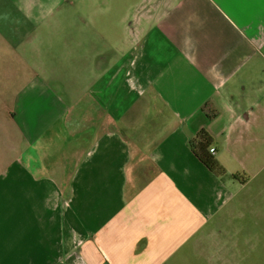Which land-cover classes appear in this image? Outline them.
<instances>
[{
    "label": "crops",
    "instance_id": "obj_1",
    "mask_svg": "<svg viewBox=\"0 0 264 264\" xmlns=\"http://www.w3.org/2000/svg\"><path fill=\"white\" fill-rule=\"evenodd\" d=\"M169 5L142 34L129 33L114 53L98 56L95 71L110 77L99 79L93 97L68 108L38 141L37 147L57 145L44 171L31 170L41 166L39 157L24 158L20 145L13 166L0 169V264L223 261L215 250L220 232L211 225L231 198L253 190L264 169V148L253 146L264 98L253 97V82L241 77L257 53L239 33L214 31L198 0ZM207 109L219 117L202 125L228 173L222 179L192 153L193 136L178 124L183 120L197 133ZM140 114L149 129L138 142Z\"/></svg>",
    "mask_w": 264,
    "mask_h": 264
},
{
    "label": "rangeland",
    "instance_id": "obj_2",
    "mask_svg": "<svg viewBox=\"0 0 264 264\" xmlns=\"http://www.w3.org/2000/svg\"><path fill=\"white\" fill-rule=\"evenodd\" d=\"M154 1L0 0V169L13 166L20 155L22 134L17 112L22 90L31 82L60 84L70 108L68 112L76 110L82 98L93 97L99 79L110 77L109 71L104 74L95 71L98 56L114 53L112 50L123 46L129 33L134 34L137 30L142 34L150 27L153 10L149 6ZM178 1L191 0H164L161 14L156 19L169 3L173 6ZM198 1L205 5L214 31L219 27L226 33H239L244 43L248 42L256 51L257 55L241 77L246 76V81L253 82L249 85L253 97L264 98V85L256 87L264 84V73L260 71L264 69V0ZM186 8L177 12H184ZM140 11L143 16L138 19ZM120 99L118 95L117 101ZM213 113L208 109L202 112L196 130L203 129L205 118L217 123L219 117H213ZM136 119L141 120L138 121L141 126L136 130L139 132L136 141L140 142L141 134L148 126L145 125L147 121L143 123L141 114ZM131 122L127 121L128 124ZM178 124L187 136L195 135L196 131L189 123L179 120ZM257 128L254 132L259 133H256L258 140L253 146L264 148V119H260ZM87 130L84 135H88L93 127L90 125ZM75 137L66 136L71 140ZM63 142L64 139L61 149L65 148ZM55 148V144L36 146V154L32 155L39 157L41 166L31 170L44 171L46 156H57ZM66 162L69 164L68 152ZM261 172L259 181L251 183L253 190L240 191L243 197L231 198L226 212L217 216L220 218L215 217L216 224L213 222L211 226L215 225L220 232L215 239V250L223 261L213 264H264V169ZM71 249L74 248L68 250Z\"/></svg>",
    "mask_w": 264,
    "mask_h": 264
},
{
    "label": "water",
    "instance_id": "obj_3",
    "mask_svg": "<svg viewBox=\"0 0 264 264\" xmlns=\"http://www.w3.org/2000/svg\"><path fill=\"white\" fill-rule=\"evenodd\" d=\"M21 115L24 123V138L21 143L23 157L36 154L35 148L69 108L60 84L52 86L29 85L23 89ZM31 152V153H30Z\"/></svg>",
    "mask_w": 264,
    "mask_h": 264
},
{
    "label": "trees",
    "instance_id": "obj_4",
    "mask_svg": "<svg viewBox=\"0 0 264 264\" xmlns=\"http://www.w3.org/2000/svg\"><path fill=\"white\" fill-rule=\"evenodd\" d=\"M120 130V129H118ZM120 132L124 133L121 129ZM214 143V138L211 133L203 128L199 130L192 138L187 142L188 148L192 153L202 162V164L218 179H222L228 173L225 167L219 162L213 153L212 146ZM232 178L236 180H241L239 173L231 174ZM244 183V181L242 180Z\"/></svg>",
    "mask_w": 264,
    "mask_h": 264
},
{
    "label": "flooded vegetation",
    "instance_id": "obj_5",
    "mask_svg": "<svg viewBox=\"0 0 264 264\" xmlns=\"http://www.w3.org/2000/svg\"><path fill=\"white\" fill-rule=\"evenodd\" d=\"M163 1L164 0H156V1L153 2V4L151 6H149V8H152V10H153L152 11L153 12V15H152V18H151V22H153L161 14L160 11H161V8H162V2ZM141 16H143V15H141V11H140L137 18L139 19ZM117 129H120V127H117ZM45 138H47V137H45ZM40 144H42V142ZM27 156H29V154H27ZM33 158L35 159V156L34 155H33Z\"/></svg>",
    "mask_w": 264,
    "mask_h": 264
}]
</instances>
